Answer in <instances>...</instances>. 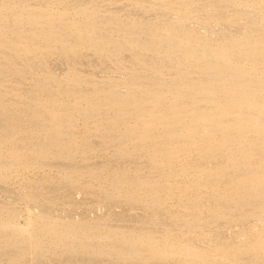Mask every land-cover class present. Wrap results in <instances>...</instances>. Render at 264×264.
Segmentation results:
<instances>
[{
    "label": "bare ground",
    "instance_id": "6f19581e",
    "mask_svg": "<svg viewBox=\"0 0 264 264\" xmlns=\"http://www.w3.org/2000/svg\"><path fill=\"white\" fill-rule=\"evenodd\" d=\"M19 1L22 2L5 0L0 4V57L13 56L11 58L20 61L22 67L31 68L32 60L55 50L75 55L84 47L114 56L129 51L143 73L124 81L121 85L125 90L119 88L120 82L106 89L93 86L78 94L59 87L54 97L47 92L53 82L48 80L37 84L33 100L26 98V102L18 101L9 107L0 100V159H3L0 179L36 167H51L70 178L92 177L99 182L97 188L106 197L114 198L123 192L125 198L142 202L148 210L158 211L165 203L166 198L157 199L163 192L167 196H178L181 204L187 201L185 205L179 204L185 209L182 218L188 222L197 212L200 218L205 212L211 214L206 215L210 221L211 217L218 221L229 219L227 217L238 212L236 210L247 211L251 207L257 216L264 215V27L253 26L252 30H244L248 32L241 33L242 36L225 35L227 38L223 40L202 39L193 26L191 29L186 24L194 9V0L162 3V9L174 16L161 19L158 24L125 22L116 16H107L108 19L101 22L95 0H85V5L76 2L69 20H63L62 16L50 20L45 7L30 8L18 5ZM240 1L242 3H238ZM240 1L237 0V5L247 6L251 0ZM250 3L263 6L258 0ZM17 6L23 8L21 12L15 11ZM152 9V5L144 6V10ZM103 25L113 30L103 29L107 35L104 38L99 35ZM139 29H146L145 33L152 31L151 37L136 39L133 34H144ZM2 68L17 72L18 65L6 61ZM71 75L70 81H79L78 75ZM51 79L57 81L53 76ZM62 95L73 101L59 99ZM20 97L25 98L26 94ZM67 106L77 114L71 113ZM79 118L84 124L92 122V126L76 137L74 129ZM93 135L99 138V143L110 144L123 164L118 167L108 163L82 168L65 166L78 154L98 149ZM130 159L136 163L142 160L143 164L133 169L126 161ZM52 161L62 163L63 167L54 166ZM202 190L211 192L206 194L210 200L204 199L206 195ZM32 194L27 191L25 198L34 201ZM10 206L0 208V255L5 251L8 255L11 248L12 253L9 258L5 255L6 260L1 257L0 264L6 261L7 264H38L47 253L61 247L78 258L87 255L95 258L98 254L142 264L168 260L170 264L173 260L182 264H224L227 255L239 257V260L232 258L234 261L228 264H264V226L252 236L248 234L247 239V236L238 238L244 240L243 243L234 244V240L232 244L225 243L228 241L224 242V238L225 244L213 241L221 242L220 246L211 243L212 238H216L211 237V244L208 242L211 246L206 247L198 242L201 240L190 244L185 238V241L177 238V232L172 229L169 231H174L176 238L174 232L168 230L132 228L123 232L117 227H108V223L105 226L100 219L97 222L96 219L59 216L44 209L45 205L37 211L29 205L27 223L18 224L13 222L14 210ZM57 209L54 210L58 212ZM195 219V226L191 224L195 228L205 222L196 225L199 218ZM186 223L183 227L187 229L183 232L195 230L190 226L193 221ZM202 227V233L197 228L199 234L209 235ZM14 248L18 251L14 252Z\"/></svg>",
    "mask_w": 264,
    "mask_h": 264
},
{
    "label": "rangeland",
    "instance_id": "374dc122",
    "mask_svg": "<svg viewBox=\"0 0 264 264\" xmlns=\"http://www.w3.org/2000/svg\"><path fill=\"white\" fill-rule=\"evenodd\" d=\"M2 1H5V0H0V4L2 3ZM62 1L48 0L46 2V0H22V2L19 1L18 5L29 6L30 8L45 7V9H47L48 11V17H50V20L54 19L55 16H62L63 20L66 21L70 19V11L76 2H82L83 5L86 4L85 0H82V1L81 0H62ZM251 1L247 2V4L249 3L247 6L245 5L239 6L237 5V0H213V1L212 0H194L193 2L194 9L192 10L189 20L186 24L189 27H191V29L193 26L194 30L198 33V36L201 37L202 39H210V38L213 39L214 38L213 40H216V39L223 40V38L224 39L227 38L226 36L228 35L234 36L235 33L238 34V35L236 34V36H240L241 33L243 35V33L248 32V31L245 32L244 30H247L248 28L251 29L253 26L255 27L259 26V28H263L264 27V0H258V2L263 3V6L252 5V3H250ZM66 2L68 3V5H66ZM164 2H168V0H164V1L163 0H142V1L141 0H95L94 3H95V6H98L96 7L98 8L96 10L101 16V22H104L105 19H108L107 16H111V17L116 16V17H120L121 20H124L125 22L137 20L143 23L144 22L145 23L154 22L155 24H158V22L161 21V19L162 20H165V18L172 19L173 18L172 15L174 16L173 13L164 11L162 9L163 7L162 3ZM57 3H60V4H57ZM206 3L207 4L209 3V5L206 6ZM238 3H242V2L240 1ZM145 5H146V8L149 7V5H152L154 9L156 10L158 9V10L157 11L154 9L144 10ZM217 6L219 9L217 8ZM22 9L23 8L21 6L15 7V11L17 12H21ZM215 10L216 11L218 10V11L216 12ZM219 10L221 12H219ZM62 13H65V14H62ZM157 18L159 19L157 20ZM227 18H230V21L226 20ZM0 19H1V16H0ZM115 26L116 27L119 26V23L116 21H115ZM150 26L151 25H149V27ZM105 28L113 31L112 29L103 25L102 31H100V34H99L100 37L102 38L107 36L103 30ZM139 30H142L144 34L142 33L133 34L136 37V39L148 40V38L151 37L149 35L152 34V31H148L145 33L144 30L146 29H139ZM229 32H231L232 34ZM136 54L137 53H135L134 55ZM11 57L13 56H8L7 58L0 57V100L3 103H5L8 107L14 103H17L18 101L26 102V98H32L33 100L34 98L33 93H35L34 92L36 91L35 89L39 87L37 86V84L39 85L41 82L45 83L44 81L46 82L48 80L53 81L52 83H50L47 92L53 95L54 97H57L59 93V87L65 88V89L69 88L68 90H71V91L74 90L75 93L78 94V93L87 92L93 86H101V88L106 89L120 82L119 88H122L123 90H125V87L121 85L124 81H127L130 76H135L136 74L141 75V73H143L142 69L137 65V63L134 62L132 54L129 51H124L114 56V54L112 53L99 54L95 50L87 49L84 47L81 48L75 55L65 54L61 50H55L54 53H51L49 55H43V56H40L39 58L32 60L31 62L33 65H31L32 66L31 68L22 67V63L20 61H18L17 59H12ZM79 57L81 59H79ZM6 61H10L11 64L13 62L16 65H18L17 72H7L5 69H3L2 63ZM72 73L74 74V76L78 75V80H79V81L77 80L78 82L70 81V77H73V75H71ZM26 76L29 78H27ZM52 76L57 81L52 80L51 79ZM29 92L30 94H27ZM25 94H26L25 98L20 97L21 95H25ZM59 99H67L66 101H68L69 103L73 101L71 99L69 100L67 95H62ZM67 107L69 108L71 113L77 114V112L74 113L72 111L73 109L71 108V106H67ZM34 123H37V122H34ZM91 123L92 122L87 121L86 124H84L83 119L79 118L77 120V124L74 129V133H75L74 135L78 137L84 132H86L89 129V127L92 126ZM31 124H33V122ZM93 136L95 138L93 141L97 145L98 149L88 154H78L73 160H68L67 161L68 164L65 163L66 164L65 166L68 165V167L70 166V167H76V168L81 167L82 168V167H86L87 165L88 166L90 165L99 166V165L108 163L114 167H118L123 164L122 163L123 161L119 158V156L115 152V149L112 148L110 144L99 143V138H97L95 135ZM113 159L115 160L113 161ZM2 161L3 159H0V163ZM126 161H128L127 164L133 165L132 166L133 169L143 164L142 160H139L138 163H136L135 160L132 161V159H130V161L129 160H126ZM52 162H53L52 164H54V166L56 167H60V166L63 167V164L60 162H56V161H52ZM50 168L49 167H45V168L36 167L35 169L29 172H26V173L24 171L20 173L15 172L12 174L11 178L8 176V179H0V208H5L11 205L10 207H12L14 210L13 211L14 214L12 216L14 223H17V222L18 224L27 223L28 217H29L27 209L29 208V205L30 207L33 206L31 207V209H34V211H37V209H41V207H44L43 205H45L44 209L48 208L47 211L51 213H56L59 216H63V217L65 216V218L70 217V218L77 219V220L78 219L79 220H91L92 219V221H95L96 219L97 222H98V219H100L99 222L101 221V223H104L105 226H107V223H108V227H111V226L117 227L120 230H123V232H126V231L129 232V230H132V228L133 229L134 228L135 229L136 228L137 229H143V228L144 229H155L161 232L164 230L169 231L170 229H172L175 232H177V235H178V236L176 235L177 238L180 237L179 239L182 238L183 240L185 238L190 244H195L196 243L195 240L197 241L201 240V242L200 241L198 242L200 244L204 243V246L206 247L211 246L210 245L211 243L214 244L215 242L213 241H216V240H218V242L219 241L222 242L223 241L222 238H224V242L228 241L225 243H229V244L230 243L232 244L233 240H234V244H236V242L239 243L240 241L243 243L244 240H239V239L241 238L244 239V237L246 236H247L246 237L247 239L248 234L250 235L254 234L255 232H257L258 229L264 226V215L260 214L261 217L257 216L256 215L257 213H255L252 207L249 208L247 211L243 209L236 210L238 212L245 211L246 213L244 214L242 212H241L242 214L240 212L239 214H237L238 212H234L232 213L233 215L231 214L232 217L231 216L227 217L229 219H223V220H218V221H216L212 217L210 218L212 219V221H210L207 218V216L210 217L211 214L208 215L205 212H204L205 216L203 215V213H201L202 218H200L199 216L200 214L199 212H197L196 213L197 216L194 215L195 213L193 214L195 217L191 215L192 218L194 219H192L191 217L188 219L190 222L193 221V223H190L186 221V219L182 218L185 216L183 215L185 213V209L181 207V205L185 202V200L182 201L183 203L181 204L178 196H174V195L167 196L165 192H163L162 194H159V197H157V199L166 198L165 203L158 209V211L148 210V207H146V205H144L142 202H135L133 200H129L125 198L123 196V192L120 195L114 196V198L106 197V195L97 188L99 185V182H97L94 179L92 180V177L90 178L89 177L70 178V177L65 176V174H63L62 171H59L58 169H50ZM89 184H91L90 187L87 186ZM29 185L30 187H28ZM65 185L66 186L69 185V186L66 187ZM31 187H33L34 192ZM50 187H53V188L50 189ZM27 191H30L33 193L31 197L34 201H32L31 199L25 198V194ZM201 192L204 195L209 193V191H205V190H202ZM75 193L77 194V196L75 195ZM55 194L57 195L55 196ZM97 195L98 197H96ZM79 197L80 199L78 200ZM204 199L210 200V197L206 195L204 196ZM113 200L114 201L117 200V201L114 202ZM65 201L66 202L68 201V202L66 203ZM49 202H52V203L49 204ZM186 203H184V205ZM119 204H121L122 207ZM232 206H235V205L232 204ZM54 209L55 210L57 209L58 212H56ZM252 209L253 211H251ZM90 211H92V213H90ZM248 211L250 212L249 214H251L250 216L247 214ZM252 212L256 216L252 215L253 214ZM115 214L117 216H115ZM235 215H238L236 217L237 218L240 217L241 219L239 218V220H237ZM244 215L248 218L246 217L242 218L244 217ZM251 216H254V217H251ZM205 217L208 219L207 221L205 220L206 219ZM233 217H234V220L232 219ZM195 218H199V221L197 222L196 225H198V223H202L203 220L205 222L201 225L199 224L198 226L200 227L197 226L195 228L194 227L195 226L194 221L196 220ZM177 219H183V221L187 222L186 225L190 223V226L194 228L195 230H193L190 226H188L192 230L189 233L183 232L187 229L185 228L187 226L183 227V224H185V222L182 223L180 222L182 220H177ZM236 220L239 222H237ZM125 224H127V226ZM191 224L194 226H192ZM201 227L206 228V230L209 231V233H206V230L204 229L205 231L204 233L209 234V235H205L207 236V238L203 236V234L202 236L199 234L200 231L201 233L203 231ZM100 228L104 229L103 226L102 227L100 226ZM197 228L198 229L200 228L199 229L200 231ZM172 230L169 231V233H173L174 231ZM175 232L173 233V236L175 235ZM159 234L161 235L162 233H159ZM160 235H158V238H160L159 237ZM176 236L174 237L176 238ZM211 237H214V238L216 237V238L214 240L212 238L211 240L212 242H211L210 241ZM195 238H199V239H195ZM204 238L207 240H204ZM236 238L239 241H237ZM202 240L204 241L202 242ZM198 242H197V245H198ZM208 242L209 243L211 242V243L209 244ZM221 242L218 244L217 243L215 244L220 245V246L225 244L224 242H222L223 244L221 245ZM207 243L208 245H206ZM11 249L9 250V252H7L8 255H6V251L5 252L3 251L4 256L3 254L2 256L0 255V259L1 257H3V259L5 260L7 257L9 258V255H11L12 253ZM16 250L17 249L13 251L15 252ZM54 253H47V256L45 257L43 256L42 257L43 260L41 259L42 261H39L38 264H41V263L42 264H46V263L48 264H84V263L92 264L93 263L95 264L96 262L98 264H109L110 262L109 260L111 259L113 261V262H110L111 264H123V263L124 264L126 263L127 264H139L141 262V261L140 262L128 261L129 262L128 263L127 261L117 260L116 258L113 259L114 257L111 258L110 256H100L99 257L98 254L95 256V258L92 257L93 259L88 257V255L82 256V257L80 256V258H78V257H74L70 255L64 247L58 248L57 251H55ZM85 257H86V260H85ZM103 257H105V260L103 259ZM227 257L229 260L227 258H224L223 259L224 264H225V260L226 261L228 260L226 264H228V262H232L230 261V260H233L232 258H234L235 260H239L238 259L239 257L237 258L232 255H227ZM77 259H79V261L81 262H79ZM221 260L222 259H220V263L222 262ZM27 261L29 262L30 260H27ZM173 261H171V264H174V262L176 264H182L180 263V261H177V260H175L174 262ZM168 262H170V260L163 262V263L170 264ZM4 263L7 264V261ZM163 263L160 262V264H163ZM146 264H149V263H146Z\"/></svg>",
    "mask_w": 264,
    "mask_h": 264
}]
</instances>
